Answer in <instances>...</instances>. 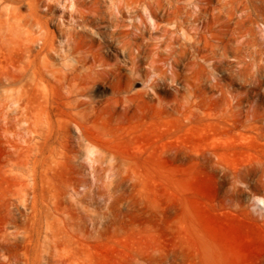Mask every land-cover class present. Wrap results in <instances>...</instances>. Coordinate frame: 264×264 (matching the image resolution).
Here are the masks:
<instances>
[{
    "label": "rangeland",
    "instance_id": "obj_1",
    "mask_svg": "<svg viewBox=\"0 0 264 264\" xmlns=\"http://www.w3.org/2000/svg\"><path fill=\"white\" fill-rule=\"evenodd\" d=\"M257 198L264 0H0V264H264Z\"/></svg>",
    "mask_w": 264,
    "mask_h": 264
},
{
    "label": "bare ground",
    "instance_id": "obj_2",
    "mask_svg": "<svg viewBox=\"0 0 264 264\" xmlns=\"http://www.w3.org/2000/svg\"><path fill=\"white\" fill-rule=\"evenodd\" d=\"M87 155L88 156H94V152L90 149V150H88ZM256 202L259 206H264V198H257Z\"/></svg>",
    "mask_w": 264,
    "mask_h": 264
}]
</instances>
